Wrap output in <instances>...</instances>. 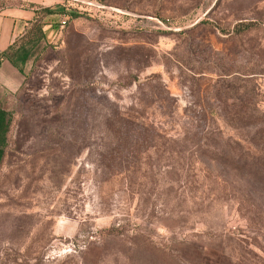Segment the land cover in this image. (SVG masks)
<instances>
[{"label":"rangeland","instance_id":"obj_1","mask_svg":"<svg viewBox=\"0 0 264 264\" xmlns=\"http://www.w3.org/2000/svg\"><path fill=\"white\" fill-rule=\"evenodd\" d=\"M37 1L0 264H264V188L210 159L262 146L264 0Z\"/></svg>","mask_w":264,"mask_h":264},{"label":"trees","instance_id":"obj_2","mask_svg":"<svg viewBox=\"0 0 264 264\" xmlns=\"http://www.w3.org/2000/svg\"><path fill=\"white\" fill-rule=\"evenodd\" d=\"M34 5L36 6V4L32 2L27 3V6ZM50 11L48 7L38 5L35 8V15L29 22V26L15 36L4 49L0 50V61L6 58L21 71V64L29 57L31 47L44 36L42 26L45 21L42 17ZM51 25L54 26V24ZM8 122L9 112L0 107V162ZM257 123L259 127L257 129V137L262 146L258 148L255 153H248L245 151L234 154L233 152H229L228 155H224V157H218V159L210 157V159L218 162L222 166L228 167L230 170L236 171L240 175L248 176L251 180L264 188V119ZM213 144L217 145L218 141H214Z\"/></svg>","mask_w":264,"mask_h":264},{"label":"crops","instance_id":"obj_3","mask_svg":"<svg viewBox=\"0 0 264 264\" xmlns=\"http://www.w3.org/2000/svg\"><path fill=\"white\" fill-rule=\"evenodd\" d=\"M36 6L25 7H8L0 11V50L4 49L7 44L33 19L35 8L40 5L37 0H29ZM42 6V5H40ZM43 18V17H42ZM45 23L42 26L45 33L49 24L47 19H43ZM22 81V73L6 58L0 61V95L10 94L16 90ZM6 94H2V93Z\"/></svg>","mask_w":264,"mask_h":264},{"label":"built area","instance_id":"obj_4","mask_svg":"<svg viewBox=\"0 0 264 264\" xmlns=\"http://www.w3.org/2000/svg\"><path fill=\"white\" fill-rule=\"evenodd\" d=\"M60 22H61V23H63V22H64V20H60Z\"/></svg>","mask_w":264,"mask_h":264}]
</instances>
